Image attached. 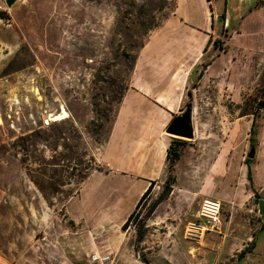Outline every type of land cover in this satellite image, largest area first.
<instances>
[{"label": "rangeland", "instance_id": "374dc122", "mask_svg": "<svg viewBox=\"0 0 264 264\" xmlns=\"http://www.w3.org/2000/svg\"><path fill=\"white\" fill-rule=\"evenodd\" d=\"M239 2L212 0L214 11L226 14L229 24L224 28L217 17L192 82L203 78L199 93L209 89L214 97L207 103L200 96L199 102L194 92L192 99L187 93L176 112L191 104L204 134L197 135L198 144L176 137L187 144L171 171V191L148 212L164 183L153 184L136 211L138 217L119 231L126 255L143 253L150 264H264V215L258 214L255 194L264 197V108L257 105L264 101V49L239 35ZM174 4L17 0L8 7L0 0V206L35 207L36 246L59 224L77 233L79 221L67 209L78 216L91 207V201L83 205L72 198L86 178L78 181L79 173L98 169L93 153L107 136L114 114H152L146 103L123 104L121 97L134 60L149 39L147 28L160 24ZM61 105L69 116L46 122ZM252 147L251 188L245 160ZM165 171L168 176L167 166ZM86 182L92 185L95 178ZM204 196L220 201L222 212L218 227L199 236L188 227L197 219ZM44 217L52 229L38 232V219ZM139 227L144 230L141 241L136 239ZM90 231L89 238L100 242L112 230ZM75 246L67 245L68 259L86 264Z\"/></svg>", "mask_w": 264, "mask_h": 264}, {"label": "crops", "instance_id": "0c3cea01", "mask_svg": "<svg viewBox=\"0 0 264 264\" xmlns=\"http://www.w3.org/2000/svg\"><path fill=\"white\" fill-rule=\"evenodd\" d=\"M239 1L235 7L236 14L242 16L238 25L239 35L247 38L248 43L264 49V6L261 2L257 4L260 0ZM215 11L212 0H175L172 12L143 43L133 63L132 78L121 98L123 104L126 100L146 103L152 114H114L107 136L93 153L98 169L87 174L78 195L72 198L83 205L91 201V207L82 213L83 216L88 215V222L83 223L82 215L76 216L66 208L71 219L79 221L76 224L73 220L78 225L77 233L72 234L70 227L59 224V228L53 229L55 232L49 233V238L43 241L40 237L36 246L33 234L35 207L28 211L22 206H0V264H76L77 258L68 259L67 245L71 242L77 245V256L84 257L86 264L90 262L92 253L109 254L111 261L106 264H143L140 253L137 252L136 256L123 253L126 241L118 237L119 231L125 230L122 225L148 187L152 186V190L153 184L161 185L167 178L166 152L172 136L168 135L166 127L186 103V94L192 99L194 92L195 99L201 96L207 103L211 96L214 97V91L209 89L199 93L200 85L206 81L201 78L192 82V73L203 60L210 45L205 49L208 39L212 40L215 34L217 17H221ZM222 15V26L226 28L229 18ZM140 72L145 73L142 78L139 77ZM193 118L194 136L191 141L198 144L197 135L204 133L200 130L199 116L194 114ZM107 176L114 180L107 182ZM89 177L95 178L94 184H87ZM207 198L212 197H203ZM121 204H124L122 209L119 208ZM25 221L29 229L25 227ZM38 221V232L52 229L48 218ZM106 228L114 232H108L104 240L99 242L89 238L88 231H104ZM61 235L62 240L54 239Z\"/></svg>", "mask_w": 264, "mask_h": 264}, {"label": "trees", "instance_id": "16d2710c", "mask_svg": "<svg viewBox=\"0 0 264 264\" xmlns=\"http://www.w3.org/2000/svg\"><path fill=\"white\" fill-rule=\"evenodd\" d=\"M262 5H264V0L262 1ZM222 19H224V16H221ZM159 26V24H153L152 26H149L147 28V31H153L155 28H157ZM211 38L208 39L207 45L205 47V49L207 48V46L211 43ZM214 44L216 43V40L213 41ZM142 46V45H141ZM262 101H258L257 105L260 106ZM186 142L185 140H182L180 138H176V137H172V140L169 143V146L167 148V152H166V166H167V170L169 171V174L167 176V178L164 181L163 184V188L161 190V192L158 194L156 200L153 202V204L151 205V207L148 209L149 211H152L154 206L161 201L162 199H164L171 191L172 188V184H173V177L171 175V171L173 170L174 166L176 165V163L179 161L182 151L184 149V147L186 146ZM245 163L247 165V173H246V177L247 180L249 181V184L252 188V170L250 168V158H246ZM97 168V167H96ZM87 173H79V177H78V181H81L82 179H84L86 177ZM35 182V180H34ZM37 184V182H35ZM152 185V182H151ZM40 189L42 190V187L39 186ZM152 186H149L148 189L142 194L141 198L139 199V201L137 202L136 208L135 210L131 213V215L128 217V219L125 221V223L122 225V227L124 229H126L131 222H133V220L136 218L137 216V212L136 209L141 205L142 201L146 198V196L148 195V193L150 192ZM44 191V190H42ZM255 192V191H254ZM256 196L258 197L257 192H255ZM256 197V199H257ZM139 230L137 231L136 234V239L137 241H141L144 237V230H140V227L138 228ZM140 258L143 262H145V264H150L149 260L146 258V256L143 253H140Z\"/></svg>", "mask_w": 264, "mask_h": 264}, {"label": "built area", "instance_id": "2783aa9c", "mask_svg": "<svg viewBox=\"0 0 264 264\" xmlns=\"http://www.w3.org/2000/svg\"><path fill=\"white\" fill-rule=\"evenodd\" d=\"M221 212L222 204L220 201L208 198L203 199L197 219L191 222L188 227V229H190L189 233L192 232L195 235L202 236L208 230L216 229L219 224V215ZM137 217L138 214L136 218ZM89 259L90 262L88 264H106L111 261V256L109 254L101 255L98 253H92Z\"/></svg>", "mask_w": 264, "mask_h": 264}, {"label": "water", "instance_id": "95a60500", "mask_svg": "<svg viewBox=\"0 0 264 264\" xmlns=\"http://www.w3.org/2000/svg\"><path fill=\"white\" fill-rule=\"evenodd\" d=\"M17 0H6L8 7L13 6ZM264 108V101L260 105ZM166 132L174 137L193 138L194 136V118L193 106L188 104L183 110L175 114L166 127ZM255 156V148L252 147L248 152V157ZM257 210L259 215H264V197H257Z\"/></svg>", "mask_w": 264, "mask_h": 264}, {"label": "bare ground", "instance_id": "6f19581e", "mask_svg": "<svg viewBox=\"0 0 264 264\" xmlns=\"http://www.w3.org/2000/svg\"><path fill=\"white\" fill-rule=\"evenodd\" d=\"M68 116H69V114H68L67 109L65 108L64 105H61L59 108V111H57L55 113H51L49 115L48 119L46 120V122H49V120H52V121L62 120Z\"/></svg>", "mask_w": 264, "mask_h": 264}]
</instances>
